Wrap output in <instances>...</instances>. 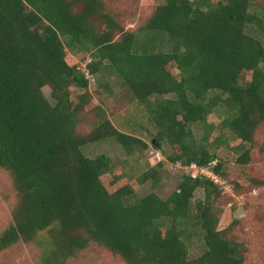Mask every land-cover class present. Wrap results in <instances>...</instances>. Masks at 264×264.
I'll return each instance as SVG.
<instances>
[{"label": "trees", "instance_id": "1", "mask_svg": "<svg viewBox=\"0 0 264 264\" xmlns=\"http://www.w3.org/2000/svg\"><path fill=\"white\" fill-rule=\"evenodd\" d=\"M105 1L0 0V170L16 193L0 251L45 234L41 264H67L91 245L124 264H245L236 221L218 228L225 174L217 151L249 164L264 124V0H161L134 31ZM68 50L88 55L84 70ZM93 76L115 78L145 106L155 128L149 144L100 108L91 130H79ZM109 139L135 164L149 145L166 146L165 161L197 174H183L165 199L153 190L160 160L108 181L113 160L82 148ZM196 244L202 251L193 255Z\"/></svg>", "mask_w": 264, "mask_h": 264}, {"label": "rangeland", "instance_id": "2", "mask_svg": "<svg viewBox=\"0 0 264 264\" xmlns=\"http://www.w3.org/2000/svg\"><path fill=\"white\" fill-rule=\"evenodd\" d=\"M110 10L120 12L122 17L120 23L127 31L140 28L150 17L155 7L161 0H118L105 1ZM260 2V0H256ZM64 41V39H62ZM84 70V63L89 61L86 53H75L68 50ZM86 60V61H84ZM93 76L86 90L91 96L90 104L85 106L82 115L84 122L80 124L79 130L87 133L91 130V121L95 108H100L112 125L121 132L131 134L144 140L147 144L155 134V128L149 121L148 113L144 105L139 104L122 89L118 87L115 78L104 77L98 81ZM109 86L107 90L105 86ZM112 91V92H111ZM44 95L49 98L50 90L45 87ZM94 108V109H93ZM216 114L221 117L223 111L218 109ZM195 137L199 136L197 127H193ZM251 162L246 165H238L235 160L237 155L226 148L217 151L220 159L224 160V183L222 197L216 203L220 209V230L227 228L236 221L232 233L239 242L247 248L245 264H264V186L256 185L254 180L264 181V124L258 128L251 144ZM84 155L95 157L105 154L113 160L114 171L107 176L108 181L119 180L114 177L120 172L129 170L136 177L139 170L156 167L159 160L163 166L158 168L159 182L154 187V192L162 199L167 198L180 182L183 174H197V168L192 166L187 169L180 164L172 165L165 161L163 153L171 152L168 147L163 150L149 145L148 149L139 157L137 164L132 159L123 155L122 147L113 139L106 140L101 144H92L82 148ZM133 166V167H132ZM135 167L137 170H135ZM200 171L210 176L207 170ZM119 181V182H118ZM150 190L147 183L139 187L137 193L144 194ZM16 193L9 174L0 170V233L8 226L11 220V211L16 202ZM202 197V192L195 194V200ZM41 234L39 241L24 243L19 242L6 250L0 251V264H41V256L45 246H48V238ZM202 246L196 244L191 249V254L198 255ZM67 264H124V262L107 250L91 245L80 253L79 257L69 259Z\"/></svg>", "mask_w": 264, "mask_h": 264}, {"label": "built area", "instance_id": "3", "mask_svg": "<svg viewBox=\"0 0 264 264\" xmlns=\"http://www.w3.org/2000/svg\"><path fill=\"white\" fill-rule=\"evenodd\" d=\"M192 166H194V165H192ZM196 168V167H195ZM200 171H203L202 169H200ZM208 173H209V171H207ZM201 173V172H200ZM202 174H203V172H202ZM210 174V173H209ZM206 175V174H205ZM210 176L213 178V176L210 174Z\"/></svg>", "mask_w": 264, "mask_h": 264}]
</instances>
